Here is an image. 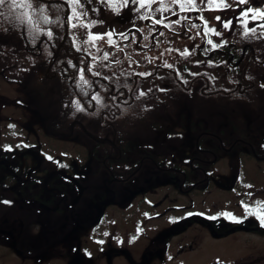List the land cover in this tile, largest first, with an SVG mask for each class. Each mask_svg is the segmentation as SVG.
Instances as JSON below:
<instances>
[{"label": "flooded vegetation", "instance_id": "flooded-vegetation-1", "mask_svg": "<svg viewBox=\"0 0 264 264\" xmlns=\"http://www.w3.org/2000/svg\"><path fill=\"white\" fill-rule=\"evenodd\" d=\"M228 8L229 13H220V21L199 25L203 26L204 32L199 33H203L202 42L207 47L205 59L196 62L202 69L197 77L182 63L181 69L175 64L166 67L153 63L156 58L162 61V55L144 54L137 70L124 68L131 65L122 59L119 70L103 72L114 74L116 85L94 75L92 78L104 84L80 89L55 87L58 93L68 90L70 94L52 95L57 107H66L77 97L84 109L91 111V116L79 112L76 118L80 125L90 124V137L70 136L90 150L85 163L83 153L75 155V165L66 159L65 152L51 156L39 150L43 157L38 160L28 147L20 151L16 144L19 151L15 154L8 146H0V201L10 202H0V264H68L78 256L81 264H97L101 256L87 258L85 248L90 246H81L83 238L90 244L103 242L105 264L118 257L127 264H156L157 255L164 251L163 235H172L179 224L177 214L163 229L164 206L177 213L179 194L187 196L207 188L216 176L211 166L217 161L227 163L230 159L228 169L236 174L244 156L256 163L264 161V28L259 27L264 20L243 16L249 8H264V0ZM186 20L185 26L179 24L192 37L183 40L196 41V22ZM225 22H230L229 28L223 27ZM245 26L256 28V34H245ZM208 40L223 46L212 48ZM56 73L44 75L53 78ZM59 74L66 79V71ZM141 92L145 95L140 96ZM97 95L100 103L92 99ZM43 110L52 123L65 122L57 120L60 112L55 106L46 104ZM42 131L47 138H60L57 132L48 134L47 127ZM182 138L185 149H180ZM231 183V187L237 185L233 180ZM169 188L174 196L164 198L163 191ZM110 210H115L116 216H107ZM141 212L132 225L131 238L114 237L107 231L105 244L96 236L120 213L132 219ZM198 217L209 221L206 225L213 233L211 219ZM220 221L222 228L229 225ZM239 223L233 224L237 227ZM136 239L144 243L134 255L127 244L140 247L134 243ZM114 241L122 244L112 245Z\"/></svg>", "mask_w": 264, "mask_h": 264}, {"label": "rangeland", "instance_id": "rangeland-1", "mask_svg": "<svg viewBox=\"0 0 264 264\" xmlns=\"http://www.w3.org/2000/svg\"><path fill=\"white\" fill-rule=\"evenodd\" d=\"M80 3L83 4V9L79 10L87 12V15L83 16L86 22L88 23L89 19L97 22L94 26L90 27L93 33L101 34L104 32L105 34L106 31H111L116 34H124L121 41L126 42L133 61L136 59L141 62L144 54H149L152 57H155V54H159L165 58H176L177 61L179 60V64H183L181 60L184 58L183 52L181 53L179 50H176L175 52L169 53L166 48L163 51L160 48L153 49L152 44L160 42L157 40L152 41V39H158L157 36H160L162 38L161 43L170 48L174 46V41L176 42L175 46L184 45L187 42L182 38L179 40L175 35L173 37L167 31H162V34H160L161 32L158 33L157 28L159 27L157 25L166 29L168 27L165 25H168V23L172 25L178 19H184V17H190L193 22L198 21L200 18L205 22H215L217 17L220 18L222 11L229 13L228 7L240 5L235 0H224V4L220 6L219 10H216V5L210 3L209 0H203V2L202 0H195L198 10L181 11L172 0H163V4L168 8L167 11H163L161 10L162 5L159 3V0H151L150 3H147L146 7L140 8L137 11L139 5L133 4L129 0V5L122 8L119 14H116L102 0H91L87 4H84V0H80ZM93 4H95L94 8L96 12L91 7ZM147 17H151L153 20ZM156 20H162L163 24L155 23L154 21ZM184 20L186 22V19ZM192 21L190 22L193 23ZM179 26V23L173 25L174 28H178L180 35L183 36L185 32H182ZM197 27L199 26L196 25L195 28ZM196 30L194 29L193 31L195 33L194 39L197 41L200 38L198 30ZM160 47L162 48L163 45H160ZM134 48L136 51L131 52ZM128 59L129 56L126 55V61ZM150 60L152 59L150 58ZM196 65L197 63L194 64V66ZM16 93L17 89L15 86L8 85L4 80L0 79V146H8L9 151L14 150L15 154L19 150L22 151L28 147V149H31L35 153L38 160L43 157V154L39 150L51 156L54 154L61 155L65 152L66 159L68 161L71 159L75 165V155L79 156L83 153V162L85 163L86 153L90 150H86L77 145L76 139L64 134L60 138L57 137V139H50L43 136V128H40L39 120L36 119L37 123H33V108L21 105L11 106V104H5L3 102L4 99H11ZM42 108L44 109L43 106ZM30 110L31 112H29ZM4 127H7L6 129L9 128L11 131H5V129L3 133ZM13 130L15 132L11 133ZM60 131L63 132L64 129H60ZM187 133L185 137L188 141ZM54 136L56 137V135ZM184 140L182 138L180 149H185ZM16 144L19 150L15 149ZM33 146L38 149H33ZM243 158L242 166H240L241 168L238 171L239 174L233 173L228 169L230 159H226L228 161L227 163L223 159L211 166V171L212 173H216V176H214L213 181L210 182L207 188L200 191H193L187 196H183L176 191L179 194L176 197L177 204L180 205V208L176 213L175 210L173 212L166 210L164 206L161 223L163 229L167 228L171 225L172 221H175V217L178 214L179 224L177 225L176 233L173 232L169 236L163 235L164 251L162 250L157 255L159 258L156 264H218V262L219 264H264L263 234L249 232L243 228L223 231L222 227H220L221 219L224 220L223 223L229 224V227L234 225L233 223H236L231 218H226L223 213H232L235 217L247 222L248 225H252V223L260 225L255 216L250 215L248 218H244L245 208L242 206V202L252 209L264 211V208H260L256 203L257 201L264 202V161L256 163L249 156H244ZM224 177L226 180H224ZM232 180L237 182V185L231 187ZM176 192L174 191V193ZM163 194L164 198L174 196L173 190L170 188L167 192L163 191ZM166 194L168 195L167 197L165 196ZM115 210L107 211V216L108 214H111L113 217L116 216ZM189 213H192V215H189ZM142 215L143 213L141 212L132 219H128L120 213L119 217L113 223L104 227L103 232L96 236L104 239L105 244L107 243V235H105L107 231H112L114 237L120 236L122 239L126 237L131 238L132 225ZM198 216H202L205 220H209L213 216L217 217L210 221L217 225L220 232L211 233V230L206 225L209 221L203 222ZM188 218L193 219L187 222L186 219ZM144 229L147 231L148 224ZM81 241L83 242L82 247H84L83 245L90 246L88 249L84 247L87 258L96 260L101 256L97 264H105V256L103 255L106 251L105 245H102V243L90 244L88 238H83ZM131 243L128 242L127 248L136 255V251L143 247L144 242L142 239H136L134 243L140 245L138 248L133 247ZM113 244L120 245L122 242L114 241L112 242ZM69 255L70 253L68 252L67 257ZM2 264H9V262L6 261ZM112 264L127 263L123 258L118 257L113 259Z\"/></svg>", "mask_w": 264, "mask_h": 264}, {"label": "trees", "instance_id": "trees-1", "mask_svg": "<svg viewBox=\"0 0 264 264\" xmlns=\"http://www.w3.org/2000/svg\"><path fill=\"white\" fill-rule=\"evenodd\" d=\"M32 2L36 8L44 7L46 9L44 13L37 12L33 15L32 24H21L14 16L8 17L7 6L0 7V12L4 13L3 16H0V79L4 80L8 85L15 86L17 89V93L11 99H4L3 102L5 104H11V106L21 105L33 108V110L31 109L33 111L32 119L36 123V119L39 120L40 127L44 130L47 127L48 134L51 136H53L54 132H57L59 136L64 134L70 137L79 134L90 137V124L85 122L80 125L78 121H76V118L78 117L77 114L79 112L91 116V111L84 109L83 103L77 97L73 98L70 102L68 101L66 107H57V105L54 104L57 101L56 97H54V100L53 98L51 99V96L66 94L68 97L70 94L67 92L68 90H63L58 93L54 90L55 87L67 85L68 88L75 86L80 89L81 87L91 88L94 85L104 84L100 83V80L92 78V76L95 75L94 73H99V76L110 82V84L116 85L114 74L103 72H112V69L119 70L123 64L121 60H126V55L129 56L128 62L131 65L125 66L124 63L123 66H125L124 68L126 69H139L140 61L136 59L135 61L132 60L126 42L121 41L124 36H121L120 34L114 33L111 38L114 42L113 44L108 43L109 38L107 36H105L104 39L85 43V41L89 40L88 34L93 32L90 27H72L73 23L79 25L81 21L75 19L69 20L72 13L69 4L66 3L65 0H32ZM94 6L95 4L91 5L93 11L96 12ZM21 11L23 10H14L15 13ZM45 15L50 21H53V23L45 24L42 19ZM91 21L94 20L89 19V22L87 23L84 17H82V22L84 24H89ZM179 25V29L182 32H185L183 36L180 35L178 28L169 30L170 27L166 29L159 27L157 28V31L158 33L161 32L160 34L163 33L162 31H167L170 35L177 36L178 39L192 37L191 34V36L187 34L186 30H183L182 24ZM183 25L185 26L186 24ZM36 27L41 29L39 33L32 31ZM195 29L198 30L199 41H191L179 46L174 45L170 48L167 45L162 44V38L157 36V40L160 39V43L152 44V46L154 47L153 49L160 48L162 51L166 48L169 53L175 52L176 50H179L182 53L184 50H187L189 55L186 57L184 56L181 60L185 65V68L195 72L197 77V73L202 69L198 64L196 66H194V64L197 61L201 62L205 59L207 45L202 42L203 33H199L204 32L203 26ZM48 30H51L53 33L51 39L46 35ZM65 30L66 35L64 37ZM108 32L111 31H106L105 33ZM101 34H104V32ZM193 34L195 37L194 31ZM33 35L36 36L35 41H33ZM63 37L64 39L62 41ZM160 45H163V47L161 48ZM56 48V55L53 57ZM135 51L136 49L134 48L131 52ZM105 54L108 55L107 60L103 59ZM162 54L164 53L162 52ZM171 59L162 56V61H156L158 60L156 58L153 63H159L166 67H168L167 65L175 64L177 65V69H181L179 60L177 61L176 58ZM117 61H119V63H117ZM89 68H91V71H89ZM61 70L67 72L65 80L61 78V75L59 74ZM81 70H83L84 79L88 81L87 84H83L80 80ZM54 72L57 73L54 74L53 78H46L44 75L46 73L53 74ZM60 79L61 82L54 81ZM60 101L64 102L65 100L60 99ZM74 101L80 102L83 108L82 111L77 110ZM46 104L51 107L55 106L60 112L57 116V120L63 119L65 122L55 124L52 123V120L48 119L46 115L44 117L43 114L45 113H43L44 110L42 106L45 109ZM60 129H64V131L60 132ZM186 220L189 222V219ZM237 228H243L246 231L264 235V231L260 225L254 223L248 225L247 222L243 220L237 227L232 225L230 227L227 226L222 228V230L230 231ZM211 229L213 233L220 232L217 225L213 222H211Z\"/></svg>", "mask_w": 264, "mask_h": 264}, {"label": "snow or ice", "instance_id": "snow-or-ice-1", "mask_svg": "<svg viewBox=\"0 0 264 264\" xmlns=\"http://www.w3.org/2000/svg\"><path fill=\"white\" fill-rule=\"evenodd\" d=\"M65 2L69 4L70 11L72 13V15L69 17V20L75 19L77 21H81V23L79 25L76 23H73L72 24L73 28H76L77 26L92 27L97 23L96 21H91L89 24H84L82 22V17L86 16L87 12L79 10V9H83V4L80 3V0H65ZM90 2H91V0H84V4H87ZM102 2L107 3L108 6L111 8V10H113L116 14H119V12L122 8L127 7L129 5V0H102ZM150 2H151V0H131V3L139 5V8H137V11H139L140 8L146 7L147 3H150ZM172 2L176 3L181 11L198 10L197 6L195 4V0H172ZM202 2H203V0H202ZM209 2L216 5V10H219L220 6L224 4V0H209ZM159 3H161V5H162L161 10H163V11L168 10L167 6L163 4V0H159ZM238 3L242 4V5L248 4V3H250V0H238ZM4 6H7L8 17L14 16L15 19L18 20L21 24H32V22H33L32 17L35 13H37V12L44 13L46 11V9L44 7L36 8L34 6L32 0H0V7H4ZM15 9H22L23 11H21L19 13H15L14 12ZM3 15H4V13L0 12V16H3ZM249 15L251 16L252 21L264 20V8H256V9L249 8L247 11H245L243 13V16L245 18H247V17H249ZM42 19H43V22L45 24L53 23V21H50L46 15L43 16ZM184 19H187V17H184ZM219 19L220 18L217 17V20H219ZM154 22L157 24H163L162 20H156ZM175 23H177V24L180 23V20L178 19L177 21H175ZM165 26L171 27L170 24L165 25ZM223 27L229 28L230 22H225L223 24ZM259 27L264 28V24L259 25ZM32 31L35 33H39L41 31V29L39 27H36ZM209 31H211L215 35H220V33L217 32L215 29H209ZM249 32L252 33L253 35H255L257 32V29L256 28L248 29L247 26H245V34H248ZM46 35L48 36L49 39H51L53 33L51 30H48L46 32ZM113 35H114L113 32H108L105 34L89 33L88 34L89 40L85 41V43L94 42L98 39H104V37L107 36L109 38L108 43L113 44L114 42L111 39ZM120 35L123 36L124 34L120 33ZM261 36L264 37V33H262ZM35 39H36V36L33 35V41H35ZM145 39H147V37H145ZM207 43L210 44L212 46V48H218V47L223 46V45L213 43L212 40H208ZM182 54L184 56L189 55L187 50H184V52ZM103 59L107 60L108 55L105 54ZM69 63H71V62H69ZM117 63H119V61H117ZM167 66L171 67V65H167ZM89 71H91V68H89ZM94 74L99 75V73H94ZM140 75H150V73H140ZM80 80L82 81L83 84L88 83V81L84 79L83 70H81ZM185 83H187V81H185ZM262 86H264V85H262ZM143 95H145V93L141 92L140 96H143ZM92 99L96 100L97 103H100L101 98L97 95V96H93ZM74 104H75V107L77 108V110H80V111L83 110L79 101H74ZM0 202L10 203L8 201H0ZM256 203H257V205L260 206V208H264V202L257 201ZM242 206L245 208V217L244 218H248V216H250V215L255 216V218L260 223L261 227H264V211H260L258 209H252L247 204H245L244 202H242ZM189 215H192V213H189ZM223 215L226 218H231L233 222H237V223L242 222L241 218L235 217L232 213H223ZM210 218L216 219L217 217L213 216ZM105 235H107V233ZM100 243H103V242L100 241ZM218 264H219V262H218Z\"/></svg>", "mask_w": 264, "mask_h": 264}, {"label": "water", "instance_id": "water-1", "mask_svg": "<svg viewBox=\"0 0 264 264\" xmlns=\"http://www.w3.org/2000/svg\"><path fill=\"white\" fill-rule=\"evenodd\" d=\"M67 11H68V10H67ZM65 35H66V30H65V32H64V37H65ZM64 37L62 38V41H63ZM61 43H62V42H61ZM61 43H60V44H61ZM56 51H57V48H56V50H55L54 53H53V57L56 55ZM53 57H52V58H53ZM81 263H82V258H81L80 256H78V257H76V259L70 261L68 264H81Z\"/></svg>", "mask_w": 264, "mask_h": 264}, {"label": "bare ground", "instance_id": "bare-ground-1", "mask_svg": "<svg viewBox=\"0 0 264 264\" xmlns=\"http://www.w3.org/2000/svg\"><path fill=\"white\" fill-rule=\"evenodd\" d=\"M36 110H37V109H36ZM38 112H39V111H38ZM39 113H40V112H39ZM43 113H44V112H43ZM41 115H42V114H41ZM43 115H44V117H45V114H43ZM43 115H42V116H43ZM46 117H48V116H46ZM74 259H76V257H75ZM74 259H72V260H74ZM72 260H71V261H72Z\"/></svg>", "mask_w": 264, "mask_h": 264}]
</instances>
